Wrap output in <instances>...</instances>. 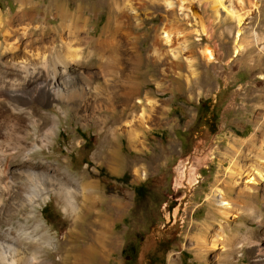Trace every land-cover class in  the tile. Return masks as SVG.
I'll list each match as a JSON object with an SVG mask.
<instances>
[{"label":"rangeland","instance_id":"1","mask_svg":"<svg viewBox=\"0 0 264 264\" xmlns=\"http://www.w3.org/2000/svg\"><path fill=\"white\" fill-rule=\"evenodd\" d=\"M221 2L217 8L214 0H24L22 6L16 0H0L3 20L27 13L33 45L52 46L53 51L63 49V40L79 41L72 32L75 27L79 37L88 30L96 38L107 25L113 26L116 17L121 15L124 21L117 33V58L123 66L116 79L109 75L104 82L100 53L83 41L79 44L83 57L79 65L101 93L92 96L75 75L77 91L82 86L83 94L88 92L82 94L86 106L77 98L71 105L48 102L34 91H16L14 102L3 97L0 161L4 157L14 165L15 178L21 175L22 163H47L52 186L33 207L24 203L17 211L8 197H2L1 208L10 217L0 213V232L9 231L10 238L28 247V236L46 230L52 240L49 258L55 263L62 247L68 248L71 255L66 260L71 261L72 253L93 242L98 231L99 241L93 244L94 251L82 252V264H151L152 255L159 258L155 264H264L263 183L256 184L249 198L236 196L243 179L236 189L228 186L226 197L231 196L236 210L228 211L226 218L216 213L221 206L213 190H227L225 185L235 180L233 172L261 167L264 156V0L256 5L254 0ZM78 4L83 11L79 19ZM231 11L243 16L240 25L230 17ZM15 22L12 26L18 29ZM238 26L242 49L234 53ZM41 27L48 32L43 31L39 44ZM206 47L214 55L211 60L202 53ZM0 49V76L22 83L16 60L28 58L29 52L14 53L3 44ZM136 52L140 66L132 63ZM40 60L31 66L42 71ZM109 79L116 82L114 87H107ZM44 116L50 128L56 127L51 140L39 146ZM32 121L41 127L34 131ZM14 126L19 130L9 137ZM247 138L261 143L263 151L257 145L246 147ZM16 139L20 148L14 154ZM104 150L110 155L103 156ZM56 176L97 182L92 209L108 218L73 219L71 202L65 203L55 192ZM118 177L124 180L117 181ZM141 182L147 186L146 196L133 207L132 187ZM17 199L23 200L20 190ZM72 201L77 207L87 204L79 193ZM246 201L259 208L257 215L248 214ZM44 205L50 222L41 211ZM217 234H223V243ZM134 241L136 250L127 259L121 251ZM37 253L44 257L42 251Z\"/></svg>","mask_w":264,"mask_h":264},{"label":"bare ground","instance_id":"2","mask_svg":"<svg viewBox=\"0 0 264 264\" xmlns=\"http://www.w3.org/2000/svg\"><path fill=\"white\" fill-rule=\"evenodd\" d=\"M16 1H18L21 6L23 5L24 0H16ZM254 1L255 3L253 5H256L257 0H254ZM214 3H215V7H217V5H220V3L222 4L221 0H214ZM76 13H77L76 14L77 19L81 18L83 11H82V7L80 4H78V9ZM229 14H230V17L236 21V24L240 25L243 19V16L240 13L233 12V11L229 12ZM120 16L116 17L115 23L113 24L112 27H110V24L109 26L107 25L105 29H102L101 34L96 38L90 35L88 30L84 32L85 35L83 37L82 36L79 37V30L78 28L75 27V29L72 32H73L74 37L77 38L79 41L76 43L73 42L72 44L70 42L73 40H63L62 42L63 49L54 50V51L52 50L54 49V47L52 46L46 47V45L45 46L43 45L34 46L33 45L35 43L34 39L30 37L29 33H27V28L28 26H30L29 22L31 23L27 13L25 14L20 11L16 15H14V17H8L7 20H3L2 17L0 16V39H2L0 40V48L3 44V47H5L6 50H11V51L14 50L13 51L14 53H15V50L21 49V51L24 53L29 52V57L30 55L32 57V58L30 57L31 59H28L29 57L28 58L20 57L19 59L16 60V62H18L20 65L19 66L20 71H22L23 73L22 77L24 81L22 83H21L22 80L19 82L18 79H16L15 77L6 78L4 75L0 76V104L4 102L3 97H8V99L14 102L17 99L16 97H18V94L15 93L16 91H21L23 93L34 91L36 92V97L42 98L45 101L52 102V101L57 100L67 105L77 103V101L75 100L77 98V99L82 100L80 101V103L82 102V104L86 106L87 102L85 101V99H82V98H83V95L87 94L88 92L89 93L93 92L92 96L94 97L97 95L100 96L101 93L97 90L98 86H94V87L92 86V77L90 76V74L86 73L85 67H81L79 65L81 62V59L83 58L81 57V50L79 49V44H82V41H83L85 45L90 47L91 51L95 50L100 53L101 60L99 61V74L102 77L104 82H108L109 75L112 76L113 78L118 77V74H121L120 70H121V67L123 66V65L121 66V63L117 58L118 48L116 45L117 33L118 31L123 30L121 28L123 26L124 21L123 19L119 18ZM86 19L87 18H85V20ZM13 20H15L17 22L15 23L20 26L18 29L13 28L12 26ZM43 31H45V29L41 27L39 31V37H38L39 44L42 43L43 38H44L42 37L44 36L42 35L44 33ZM45 32H48V31H45ZM240 33H241V28L238 26L236 33H235L236 42L234 43V53H238L242 49V45L238 43L237 41ZM164 36H165V41H167L168 33L166 30H165ZM74 44L76 45L73 46ZM48 45H49V42H48ZM202 53L207 60H211L214 57L211 49L207 47L202 50ZM0 54H1V49H0ZM47 54L49 56L48 62L46 61ZM12 55L14 56V54ZM156 56L160 57L159 54ZM37 58L41 59L39 62H42V67L44 68L42 71L38 70L34 66H31V63ZM132 63L135 66H138V65L140 66L138 52L134 54ZM75 75L77 77H80V79L83 80V82L86 84L84 85L85 88L84 87L83 88L84 90L85 89L88 90V92H85L83 94L82 86L77 87L80 90V91H77L75 84H73ZM109 80H110L109 85H107V87L108 86H110V88L114 87V84L116 82L113 80L115 82L114 83L111 79ZM127 83L129 86H131L130 82H127ZM105 84H108V83H105ZM90 86L92 88L91 90H90ZM131 89L132 87L130 88V90ZM5 94L6 96H3ZM108 95L109 93L107 92V97ZM126 100H127L126 102H128V99ZM45 114L47 115V113ZM139 116H140L139 118L142 119L143 113H140ZM17 117L18 119L22 118V116L19 113ZM44 120L45 122L44 124H42V127L43 128L45 127L43 130L44 135L40 137L39 146H43L45 145V143L48 142V140L50 139V136L54 132V128L56 127L55 126L54 128L52 127L50 128L48 126L47 116H44ZM31 125L34 131L38 129L39 127H41L39 123H36L34 121L31 122ZM19 127L20 126H14L13 128H11L10 129L11 131L8 133L9 137H10V133H14V131H17ZM111 134H113L112 131H111ZM3 141L4 140H0V154H2V151H3L2 150ZM15 142H16L15 146H13V149H15V151L13 152L14 154H17L18 150L16 149H19L20 147H19V142L17 139L15 140ZM243 144L246 147H253L257 145L258 149H261V143L257 144L256 140L253 138L245 139ZM35 147H37V145H34L32 148H35ZM28 150L30 151V149ZM261 150L263 151V149ZM105 153L110 155V152H106L104 150L103 156H105ZM1 159L2 161H0V213L3 215L4 218L9 219L10 217L8 216L9 213L7 214V211L6 210L4 211V209L1 208V205L3 204L2 197L4 196L8 197L10 199L11 207H14L16 211L24 207L25 204L28 205L29 207H33L34 200L40 197L49 187L52 186V184H51V179L49 177L50 172L47 171L46 169L47 163L44 164L43 162H39V164H30V165H27L26 163L24 164L22 163V165H18L19 168L22 169L21 173H19V175L20 174L21 175L19 176V178H15L13 176L14 172H12L11 170V168L14 167V165H9L6 162L4 157H1ZM260 163H261V167L260 166L252 167L251 169L246 170V171L233 172L231 177H235V180L233 181V183L231 182L232 184L229 183L225 185L227 187V190H223L218 187L213 189L215 191L214 195L219 197L218 202L221 206V209L216 210L217 211L216 213H218L219 216L226 218L228 211L236 210V208L233 207V205L236 203L234 202V200H232L231 196H228V198L226 197L227 193H229L228 186L231 185V187L229 188L231 190L233 187L236 189L237 188L236 185L239 183L240 179H243L244 186L236 190L237 192L236 196L241 195L244 198H249L250 194L254 191V189H256L255 188L256 184L261 182L264 185V169H263L264 168V156L263 155L260 158ZM56 179H57L56 181L57 189L55 192L57 195H59L64 200L65 203L68 201L71 202V204L69 205L71 207L70 209H72L71 212L74 216L73 219H86L87 216H91V218L93 217V219H101L100 217H103L102 219L108 218L107 215L103 216L99 212L94 211L92 209V206L94 204V199H95L94 198L95 191H96V188L98 187L97 182H95L94 180L87 179V178L85 179L83 176H80V177L79 176L78 177H68L67 176L66 178H62V179L57 177ZM20 186H22L21 189L19 188ZM19 190L21 192V195L23 196V200L17 199V196H19ZM75 193H79L81 197V202L85 200L87 204H84V205L82 204V206L80 207L75 206L74 201H72ZM244 205L248 209L249 215L254 216L258 214L259 208L255 207L254 204H252L250 201H246ZM39 224H41L40 219H38V222H37V225ZM206 227L207 226H205V228ZM99 236H100V232L95 231V234L93 233L94 241L88 244L87 247H85L84 249H79L78 251L72 253L73 259L71 261L66 260V257H69L71 255L68 251V248L62 247L60 249V251L62 252L60 256V260L58 263H55L51 261V259L49 258L50 252L48 251V249H49V245L51 246L50 242L52 240L49 237V234L46 232V230L41 232L39 235L35 237L30 238L28 236V238L31 239L30 245H28V247H26L25 245H22V243H18V241L16 243L15 242L16 240H13L12 238H10L9 231L0 232V264H19V263L21 264H82V252L94 251L93 244L99 241ZM217 236H218L217 239L221 243H223L222 241L223 234H217ZM37 249L44 253L43 258L40 257V255H38Z\"/></svg>","mask_w":264,"mask_h":264},{"label":"trees","instance_id":"3","mask_svg":"<svg viewBox=\"0 0 264 264\" xmlns=\"http://www.w3.org/2000/svg\"><path fill=\"white\" fill-rule=\"evenodd\" d=\"M205 104V103H204ZM201 106V104L199 105ZM203 106V105H202ZM85 144V143H84ZM117 181H123V177H118L116 178ZM146 189H147V186L145 185V182H141L139 184H136L132 187V190H133V200H134V204H133V207H136L138 206V204L143 201L145 199V196H146ZM46 205H44L42 208H41V211L42 213L44 214V216L46 217V219L50 222L51 219H48L49 216L46 215Z\"/></svg>","mask_w":264,"mask_h":264},{"label":"flooded vegetation","instance_id":"4","mask_svg":"<svg viewBox=\"0 0 264 264\" xmlns=\"http://www.w3.org/2000/svg\"><path fill=\"white\" fill-rule=\"evenodd\" d=\"M46 213V212H45ZM46 215H47V213H46ZM137 242H138V240H137ZM135 250H136V243H135V241H134V243L133 242H129L123 249H122V251H121V254L125 257V258H132L133 257V254H134V252H135ZM159 260V258H156L155 257V255H152V257L150 258V263L151 264H155L156 263V261H158Z\"/></svg>","mask_w":264,"mask_h":264}]
</instances>
